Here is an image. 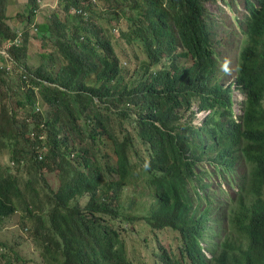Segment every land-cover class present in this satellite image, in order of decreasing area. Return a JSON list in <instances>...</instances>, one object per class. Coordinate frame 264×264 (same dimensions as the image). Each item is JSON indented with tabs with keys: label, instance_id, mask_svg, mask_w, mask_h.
<instances>
[{
	"label": "trees",
	"instance_id": "trees-1",
	"mask_svg": "<svg viewBox=\"0 0 264 264\" xmlns=\"http://www.w3.org/2000/svg\"><path fill=\"white\" fill-rule=\"evenodd\" d=\"M16 1L0 0V49L4 50H0V81L4 84L0 86V150L9 153V165L15 167L12 171L9 165L0 166V223L17 213L18 230L42 238L43 259L56 249L49 253V264H96L98 257L82 262L81 248L89 244L99 247V255L111 253L118 264H131L122 245L112 248L118 236L102 214L116 211L110 208L108 186L101 183L106 175L121 179L130 171L128 156L134 150L131 126L147 148V153L135 149L137 158L143 161L149 157L148 165L167 162L155 178L159 189L155 187L157 197L150 203L151 219L156 225L180 228L188 239L193 235L183 227L184 210L192 198L184 181L190 161H186L185 169L179 165L186 148L204 142H209V147L220 145L218 172L232 169L238 158L250 166L228 208L230 230L223 252L229 257H215L214 261L194 248L195 254L181 253L175 264H264V104L260 102L264 99V0H259V7H250L245 20L237 77V85L246 93L242 113L234 116L231 95L223 99L226 90L214 81L209 89L219 103L215 109L219 115L211 112L195 129L173 122L178 120L175 107L181 98L190 102L189 89L195 84L206 86L217 65L219 50L212 47L205 30L213 27L214 20L204 0H24L27 8L23 10L19 5L11 6ZM47 6L51 15L37 22L36 14ZM133 8L135 27H119L120 17L126 20ZM24 19L30 26L24 25ZM114 33L130 44L152 37L155 46L147 43L146 48L154 63L165 43L175 63L150 72L142 82V92L132 94L128 81H123L116 55L111 53L108 36ZM30 40L38 44L34 55L27 51ZM50 41L53 46L46 49ZM174 42H183L196 56L193 65L176 62L174 55L180 52L175 53ZM56 61L61 63L56 66ZM90 74H94V82H87ZM95 95L110 102L99 110L100 117L91 116L98 107L94 105ZM112 96L134 104L131 110L118 112L122 126L117 133L107 112L113 105ZM214 102L200 106L212 107ZM132 113L135 116L131 117ZM78 117L91 125L87 136L94 139L100 135L108 140V148L111 146L114 153L110 160L101 164L86 155L85 148L79 159L70 155L74 146L68 145L65 128L78 134ZM108 152L104 149L102 157ZM51 172L58 174V183L44 192L35 209L25 198L28 193L23 180H44ZM84 192L89 200L81 206L74 199ZM115 195H119L116 189L111 191V197ZM93 208H98L97 216L87 213ZM24 216L33 219L27 222ZM22 238L21 234L16 237ZM61 247L62 262L56 255ZM10 263L13 261L4 262Z\"/></svg>",
	"mask_w": 264,
	"mask_h": 264
},
{
	"label": "clouds",
	"instance_id": "clouds-1",
	"mask_svg": "<svg viewBox=\"0 0 264 264\" xmlns=\"http://www.w3.org/2000/svg\"><path fill=\"white\" fill-rule=\"evenodd\" d=\"M207 1L208 0H204V4L206 5V7H208ZM232 1H234L235 4L238 3L237 0ZM247 1L249 3L247 4L248 13L246 15L243 16L242 11H238V13L232 12L231 14V19L239 26V30L240 32H242L241 41H244V37L246 36L244 33L245 20L249 16L250 7H253L254 5H256V7L260 6L259 0H256V3L253 0ZM230 2L231 0H225V5H229ZM243 5L245 8L244 2ZM212 18L214 20L213 27L207 28L205 30L210 35L212 47L214 48L213 43H219V41H221L222 39L219 27L221 25H225V22L223 20H216L214 17ZM183 44V42H174V51H176L175 53L180 52L179 54L174 55L175 60L180 66L193 65L196 62V56H194L190 49ZM163 45H165L164 59H169V65H171V62L175 63L173 56L170 58L168 56L166 44L163 43ZM242 45V43L239 44L236 55L230 57L231 60L234 61V74L229 77L226 76V74H231V62L229 59L225 58L223 61H220V55L218 56V58L216 57L217 65L215 70L212 71L211 79L208 81L207 85L203 87L200 84H195V96L191 98L190 102H180V104L175 107L178 120L173 122L174 124H176L178 127V123L189 125V128L195 129L199 128V126L203 124L205 118L211 112L214 111L216 113L215 116L219 115V112L217 113V111L215 110L216 106L219 103L214 99V93L209 89V86H212L214 81H217L221 88L226 90L224 92V96L222 97L223 99L227 94L231 95L234 116L237 117L238 114L242 113L243 110L241 107V101L245 99L246 93L237 85V77L239 72L238 60ZM158 57V61L154 63L151 60V64L153 63L154 67L160 62V67L156 69H153L152 67L151 70H149L147 73H142L140 77H137L135 79H129L130 77L124 78L123 76V81H128L126 83L127 89H131L132 94L142 92V82L149 78L150 72L161 69V66H167L166 63L163 64V61L165 60L161 61L160 52ZM118 66L119 68H121L122 65L120 64V62ZM217 71L220 72V75L217 74ZM234 88H237L240 92L244 93V97L237 99L239 111H237L235 105L233 104ZM220 98L221 97H218V100ZM194 99L198 100V104L195 108H193L191 105V101ZM94 100V105H98V107L96 108L97 111H91V116L100 117L98 114L99 110L110 102L104 100L101 101L100 97L97 95L94 96ZM263 100L264 99H260V102L263 103ZM209 101H215L212 107H206L207 105L200 106V103ZM112 103L113 105L107 112L111 113V117L113 119L112 126L117 133L119 128L122 126L121 120L118 117V112L126 111L128 109L131 110L134 104L130 99L126 103H123L115 99V97L112 98ZM206 109L208 110L207 112H205ZM86 111L83 113H86ZM201 111L204 112L201 117V121L194 122V118H196L198 113ZM88 120L90 121L89 118ZM129 130L134 133L132 135L134 141V150L137 149L141 152L147 153L146 144L141 141V137L138 135L137 131L132 129L131 126L129 127ZM64 136H66V134ZM119 136L122 135L119 134ZM97 138L100 140H104L100 135H97ZM94 139L89 135V141L85 142V146H80L79 139L72 150L69 151L70 155L74 159H79V155L82 152V149L85 148L87 150L86 155L91 156L93 157V159L98 161L99 159L95 151L93 150ZM68 145H70V143H68ZM134 150L130 151V154L128 156L131 168L126 176L121 179H116V175H106L104 180L101 182L108 186L110 194L108 199L111 200L110 208L116 211L115 213L111 214H102V217L105 220L107 226L112 228L118 236V239L114 242L115 245L112 246V248L119 249L122 245L124 249L123 252L125 253L127 259L131 261V264H147L145 259L135 255V253L130 250L125 240V234L138 231V220H141L148 226V230L150 231V235L144 234L142 236V240L147 246L151 247L150 255L153 260V264H175V262L180 259L181 253L191 252L195 254L194 248H197L205 258L214 261L215 257H229L223 252V242L226 234L230 230L228 208L239 191V182L244 181V177L247 174V170L250 166L246 164L241 158H238L236 161V165L232 169L218 172L217 168L220 167V160L222 158V156L219 154L220 145H218L217 143H213L212 146L209 147V142H204L202 143V146L192 145L186 148L187 154L182 157V162L179 165L183 169H185L186 161H190L189 173L185 175L184 181V186L188 190V193L192 198V200L190 201V205H187L184 210L183 227L193 235V238L188 239L183 235V231L180 228L173 227L165 223L162 225H156L151 219L152 209L150 208V203L157 197L155 189L158 188L155 182V178L163 172L167 162L158 161L154 164H151L150 162V164L148 165L149 157H146L142 161L137 158ZM232 150L233 153H240L239 149ZM226 154L228 155V153ZM241 161L244 164V168L242 169H240ZM141 173L148 174L149 181L153 185V187L149 188L146 191H144L141 187H138V185L133 182L137 174ZM132 176H134V178ZM111 180L114 181L111 182ZM124 181L128 182V185L126 187H124ZM223 181L227 182L232 192V195L228 196L227 198L223 195L225 192ZM195 182L198 185V189H195ZM210 186H212V189H209ZM199 187L205 188L204 194L201 193L200 197L198 196ZM261 187H263V184H261ZM115 189L119 195L111 197V191H115ZM261 195L264 198L263 190ZM209 198H211L210 201H208ZM88 200L89 197L87 192H84L82 195H76V198L74 199V201H76V203L81 206L86 204ZM219 202L226 205L224 210L221 209ZM204 206L206 207L205 212L203 210ZM97 209L98 208H93L91 210H88L87 213L90 212L89 215L97 216ZM113 220H115V223L112 222ZM162 230H170L173 232L170 244L167 248L161 245V243L159 242L158 233ZM153 241H155V243H153ZM81 249L84 253V259L82 260V262L85 261L87 263L89 260L98 257L99 259L96 264H118L116 257L111 253L105 254L103 256L99 255L100 251L97 245L89 244L83 246ZM56 255L59 259H61L62 262L64 258L63 247L57 249Z\"/></svg>",
	"mask_w": 264,
	"mask_h": 264
},
{
	"label": "rangeland",
	"instance_id": "rangeland-1",
	"mask_svg": "<svg viewBox=\"0 0 264 264\" xmlns=\"http://www.w3.org/2000/svg\"><path fill=\"white\" fill-rule=\"evenodd\" d=\"M238 3L235 4L234 1L231 0L229 5H225V0H208V8L210 11V15L214 17L216 20H223L225 22V25H221L219 27L220 35L222 36L221 41L219 43H213L214 48L216 50H219L220 55V61H223L225 58L230 60V68H231V74H226V76H232L234 74V61L231 60L230 57H233L236 55V52L238 50L239 44H243V41H241L242 32L239 30V26L231 19L232 12L238 13V11H242V15H246L248 13V7L247 4L249 3L247 0H237ZM256 3V0H253ZM243 2L245 3V8L243 5ZM14 5H19V8L22 9L25 7L27 8V4L25 5L24 0H17L15 3H12L11 6L15 7ZM50 6H47L46 8H42L41 11H39L36 14L35 20L37 19V22L45 20L47 16L51 15L52 10H50ZM23 10V9H22ZM128 10V7L126 8ZM25 11V10H24ZM129 10L128 12H130ZM134 11L135 8L132 9V14L130 17H127L126 20L122 17H120L119 20H121L118 23L119 27H126V24L130 27H135L136 19L134 17ZM24 25L30 26V24H26V20L24 19ZM22 25L21 27H23ZM36 25V24H35ZM20 27V28H21ZM35 30V29H34ZM147 35V33L145 32ZM108 38L111 41V45L113 46V50L111 53L116 55L115 57L120 62L121 70L123 72V76L130 77L129 79L140 77L142 73H147L151 68L153 67V63L151 64V56L148 54V50L146 48V44H151L152 47L155 46V44L152 42V37H147L146 41H142L141 39L133 40V42L130 44L128 41H126L123 37H120L117 33L111 34L108 36ZM30 40L29 42V54H35V50L38 49V44H34L33 41ZM31 43V44H30ZM52 42H48L45 46L46 49L52 48ZM163 49L160 50V56L161 61L165 60V63L167 66H169V59H164L165 57V45H163ZM2 52H4L3 49H0ZM109 57H112V54L109 55ZM61 62L56 61L55 65L58 66ZM150 65V67H149ZM9 67L12 65L9 63ZM160 67V62L153 67V69H156ZM14 73V72H13ZM217 74L220 75V72L217 71ZM87 82H94L95 76L94 74H90L86 77ZM14 85V84H12ZM79 85V84H78ZM0 86H4V84L0 81ZM233 87V84H232ZM233 98H234V105L237 111H239L238 108V102L237 99H240L244 97V93L240 92L237 88L233 89ZM189 96L194 97L195 96V89L190 88L189 89ZM181 97V95L179 96ZM181 102H184V99L181 98ZM198 104V100L194 99L191 101V105L193 108L196 107ZM264 104V100H263ZM208 110L206 109L205 112ZM203 111L199 112L197 117L194 118V122H200L201 117L203 115ZM135 116V113L131 114V117ZM113 122V119L111 123ZM77 125H79L80 130L77 134L75 131L68 132L65 128L66 132V139L68 140V143H70V148H72L77 141L80 139V146H85V142L89 141L87 132L91 128V125H86L85 121L83 120V117H78L76 119ZM60 125V123H58ZM92 124V123H91ZM59 135L62 136V134L59 132ZM108 140H100L97 137L93 140V150L95 151L99 162L101 164L104 163V161L110 160L114 153L112 152L111 146L108 148ZM87 147V146H86ZM104 149H108L109 152L106 157H102V151ZM70 153V152H69ZM10 164V157L9 153L2 149L0 150V166L9 165ZM10 166V165H9ZM244 168V164L242 161L240 162V169ZM10 169L13 171L15 169L14 166H10ZM27 177V176H25ZM25 179V178H24ZM117 179V176H116ZM114 180H111L113 182ZM31 182L29 185L30 187H27L26 184ZM133 182L138 185V187H141L144 191L148 190L149 188L153 187V185L149 181V175L146 173L137 174V176L134 178ZM58 183V174L56 172L47 173L45 179H39L38 177L35 178H27L23 180V186L27 189V195H25L26 200H28L31 205L35 206V209L38 208L41 204V199L43 198V194L45 191H47L48 188H54ZM128 185L127 181H124V187ZM195 189H198V185L194 184ZM223 186L225 187L224 196L227 198L228 196L232 195L231 188L227 184L226 181H223ZM209 189H212V186L209 187ZM205 188L199 187V193L198 196H201V193L204 194ZM219 205L222 210L225 209L226 205L219 202ZM23 211V210H21ZM23 213H26L23 211ZM17 213H13L9 217H7L5 220L0 223V264H4L5 260L7 261H13V263L10 264H49V260L51 259L50 254L51 252H55L56 249H52L46 256L45 259L42 258L41 255V244H42V238L38 236H34L32 233L26 231V230H18L16 221L18 220ZM24 219L27 222H31L33 217L31 216H24ZM115 223V220L112 221ZM138 231L130 232L125 234V240L130 248V250L135 253V255L142 257L146 260L147 264H153V260L151 258V247L147 246L145 242L142 240V236L144 234L150 235V231L148 230V226L141 220H138ZM21 234L22 239L18 240L16 239L17 235ZM173 235V232L170 230H162L158 233L159 242L164 247H168L170 244L171 237ZM155 243V241H153Z\"/></svg>",
	"mask_w": 264,
	"mask_h": 264
}]
</instances>
